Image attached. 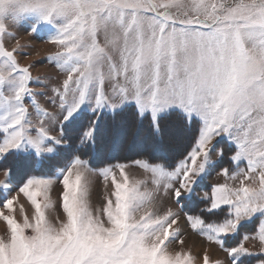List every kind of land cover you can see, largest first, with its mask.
Instances as JSON below:
<instances>
[{"label": "snow or ice", "instance_id": "snow-or-ice-1", "mask_svg": "<svg viewBox=\"0 0 264 264\" xmlns=\"http://www.w3.org/2000/svg\"><path fill=\"white\" fill-rule=\"evenodd\" d=\"M39 22L58 25L47 59L63 73L45 91L18 59L24 46H7ZM85 105L93 116L73 146L66 122ZM142 127L134 164L146 176L91 166L89 149L123 148ZM213 171L223 182L184 211ZM0 175V264H245L252 240L264 256V0H0ZM186 228L209 246L197 256Z\"/></svg>", "mask_w": 264, "mask_h": 264}, {"label": "rangeland", "instance_id": "rangeland-1", "mask_svg": "<svg viewBox=\"0 0 264 264\" xmlns=\"http://www.w3.org/2000/svg\"><path fill=\"white\" fill-rule=\"evenodd\" d=\"M33 22H35V19L33 18ZM32 23H22L18 26L17 29L14 31L16 32V39H10L7 42V46L9 49L12 47L17 46V41L20 45L24 46L21 49V53L18 55V59L20 60L21 64L23 65H31V73L34 78L39 77L41 78V84H33L32 87L36 91H45V89L42 87V85H47L49 89L55 86L56 82L58 80H61L63 78V73L59 72L57 68H55L47 58L54 56L57 52V48L50 44L47 39H49L51 36H54L56 34L58 25L55 22H39L37 23V30L31 34L29 31L31 30ZM38 101L42 108L45 110L52 112L55 110L54 106L48 102V97H39ZM33 112V119H41L39 115L35 113L34 109H31ZM88 115L85 121L84 125H82V132L83 130L88 126L89 118L93 116V113L89 111L88 106L85 105L81 108L80 112L75 114L73 119L69 122H66V125L68 123L75 122L78 120L81 116ZM145 128H140L139 131L141 134V137H133L131 134L127 136V138L124 141L123 148L120 147H114L111 151L108 152L107 149H104L101 151V153L93 152L92 149H89L88 151L91 152V158H90V164L94 168H103L108 164H113L116 162H122L126 163L128 165V173L130 175V178H136L140 179L146 176L147 174L143 172L142 169L137 168V166L134 164V161L137 159H140L139 157H133V158H127L129 153H140V148L138 145L141 142V138L146 135V132H144ZM190 140V138H189ZM189 141H184L181 143L174 144L170 149L168 154H176L178 151V154L182 151H184L185 148L188 147ZM127 146L128 149L126 148ZM234 148V145H233ZM180 150V151H179ZM117 156L120 159L114 162H110L106 160H109L110 158H107V156ZM100 159H105V162H101ZM97 161V162H96ZM69 163V160L63 159L59 167H64ZM40 174H56V170L50 174V171L47 173H40ZM0 179H3V176L0 175ZM22 178L18 176L17 179H14L11 183L13 184V188L17 187L19 184L15 183L17 181L21 182ZM223 182L221 178L217 177L216 172L213 171L211 174L205 173L202 174V178H198L196 184L193 186L196 189L197 194H193L191 198L188 196L182 197L180 203L185 204L184 211H191V212H197L199 208L203 207V203L199 199L198 193L206 192L210 189L211 185L216 183L217 181ZM102 190V181H97L93 195L91 198V203L94 207L99 208L102 206V197L100 196V192ZM2 197L0 198V201H2L7 193L0 190ZM53 200H56V193H52ZM21 202H24V198L21 197ZM27 206V204H26ZM170 206V205H169ZM55 215V213H53ZM2 227V226H0ZM242 231H246L245 229ZM250 231V230H249ZM186 236H185V250L191 251L193 256H197L204 248H208L207 242L204 240V238L198 236L196 233H194L191 229H185ZM243 234H241L242 236ZM240 236V237H241ZM241 239V238H240ZM236 240L235 242L238 243L239 240ZM246 246L250 248L251 251L254 253H257V255H251L245 257V264L250 260L251 258H257V260L254 261V263L250 264H260L261 260H264V256L259 255V241L258 240H252V241H246ZM234 245V241H233ZM210 251H213L210 249ZM213 258H219L223 259L224 254L220 251H214ZM197 264H199V261L197 260Z\"/></svg>", "mask_w": 264, "mask_h": 264}, {"label": "trees", "instance_id": "trees-1", "mask_svg": "<svg viewBox=\"0 0 264 264\" xmlns=\"http://www.w3.org/2000/svg\"><path fill=\"white\" fill-rule=\"evenodd\" d=\"M87 116L88 115H83V116H81L78 120H76L75 122H72V123H68L67 125H66V136L67 137H69L70 138V143L73 145V146H75L76 145V143H77V141H78V138H79V136L81 135V133H82V125H84V121L86 120V119H88L87 118ZM142 128H145V127H142ZM144 132H146L145 131V129L143 130ZM142 134V133H141ZM128 139V138H127ZM128 147H130V146H127L126 148L128 149ZM180 151V150H179ZM71 152V149H68L66 152H65V156L67 157V158H65V160H70V155H69V153ZM156 155H160V153L159 152H157V153H155ZM170 156H176V155H178V151L176 152V154H169ZM133 157H139V158H141V150H140V153L139 152H136V153H134V154H132V153H129L128 154V156H127V158H133ZM107 158H110L109 160H106V162L107 161H110V162H114V161H117V160H119L120 158L119 157H117V156H111V157H109V156H107ZM101 160V162H105V159H100ZM97 162V161H96ZM56 169H52V170H50V174H52L54 171H55ZM45 173H47V172H45ZM18 176L19 175H17L16 176V178L15 179H17L18 178ZM20 178H22L21 176H19ZM15 183H17V184H19L20 183V181H17V182H15ZM2 197V194H1V192H0V198ZM246 231H247V229H245ZM243 232L244 231H241L240 233H238L236 236H234V237H232V239L229 241V243L230 244H233V241H234V244H236V240H238V239H240V238H242V236H241V234H243ZM241 236V237H240ZM255 260H257V258H251L250 260H248V262H246V264H250V263H254V261Z\"/></svg>", "mask_w": 264, "mask_h": 264}]
</instances>
